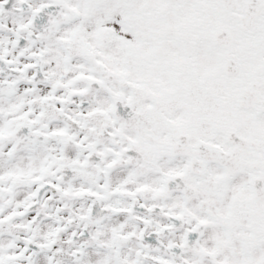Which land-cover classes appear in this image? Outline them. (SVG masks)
<instances>
[{
    "label": "snow or ice",
    "instance_id": "1",
    "mask_svg": "<svg viewBox=\"0 0 264 264\" xmlns=\"http://www.w3.org/2000/svg\"><path fill=\"white\" fill-rule=\"evenodd\" d=\"M0 264H264V0H0Z\"/></svg>",
    "mask_w": 264,
    "mask_h": 264
}]
</instances>
